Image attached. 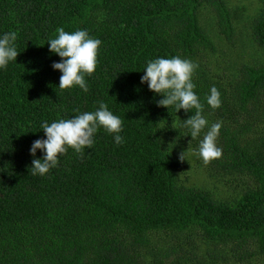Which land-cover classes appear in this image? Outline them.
<instances>
[{"label":"trees","instance_id":"1","mask_svg":"<svg viewBox=\"0 0 264 264\" xmlns=\"http://www.w3.org/2000/svg\"><path fill=\"white\" fill-rule=\"evenodd\" d=\"M257 2L247 14L229 0H0V34L16 31L20 51L0 69V264H186L198 238L251 241L264 254V58L257 50L252 62L228 58L240 38L264 47V0ZM203 5L215 11L216 28L199 18ZM60 27L102 41L87 93L59 88L52 64L60 57L47 42ZM172 56L199 65L193 81L203 114L210 125L222 122L223 154L208 163L194 152L203 133L191 139L182 126L195 109L159 106L162 97L140 82L149 60ZM213 85L218 109L206 103ZM100 101L122 118L126 142L116 145L101 129L85 155L69 148L59 167L32 175L33 159L43 158L29 152L46 138L41 123L94 111ZM186 158L204 162L235 195L185 184Z\"/></svg>","mask_w":264,"mask_h":264},{"label":"clouds","instance_id":"2","mask_svg":"<svg viewBox=\"0 0 264 264\" xmlns=\"http://www.w3.org/2000/svg\"><path fill=\"white\" fill-rule=\"evenodd\" d=\"M56 32L55 38H49L47 43L50 53L60 57L58 62L52 64V68L61 73L59 88L72 89L78 86L87 93L89 84L86 75L96 71L102 41L92 37L88 30L83 28L69 32L60 27ZM17 40L16 31L0 34V69H5L11 62H16L20 52ZM198 67L199 65L192 60L179 56L157 57L146 63L140 82L146 83L150 91L162 97L157 101L159 106L166 109L174 107L176 112L181 109L191 112L195 109V114L181 120L182 126L187 130L185 136H190L191 139L198 138L203 133V138L194 152L208 163L223 154V149L218 144L222 122L210 125L203 114L204 104L195 91L197 85L193 81ZM98 103L99 106L94 111L78 112L70 118L41 123L40 129L46 138L36 139L29 152L36 157L37 150H40L43 158L33 159L32 175L44 176L59 167L60 157L66 154L69 148L82 156L85 155V150L91 149L95 144L96 134L101 129L113 135L116 145L126 142L125 137L120 134L123 131L122 118L114 114L106 102ZM206 103L212 109L221 107V92L215 85L210 88ZM183 155L184 152L181 153V159Z\"/></svg>","mask_w":264,"mask_h":264},{"label":"rangeland","instance_id":"3","mask_svg":"<svg viewBox=\"0 0 264 264\" xmlns=\"http://www.w3.org/2000/svg\"><path fill=\"white\" fill-rule=\"evenodd\" d=\"M229 3L234 6L244 5V7L247 8V14H252L254 9L259 5L257 0H229ZM199 18L202 21L204 20L206 23H209L210 25L207 27L210 29L216 28L215 25H217V19L215 17V11L210 5H203L200 7ZM241 18L244 20L245 15ZM244 24L245 21H242L238 24V27L243 26ZM227 50L228 46L224 51ZM255 50L261 54L260 59H263L264 47L251 44L246 38H240L234 44L228 58L236 59L239 63L252 62L251 56L252 54H255ZM213 68L215 69V67ZM181 149L177 150L179 154L183 152ZM185 161L188 163V170L186 174H183V178H186V180H184L185 184L194 185L195 187H201L204 189L206 188L219 198H230L235 195V193H232V190L235 187L232 184H223L221 178H212L210 176V171L207 169V166H204L205 164L203 161V163L200 164L194 163L190 158H186ZM239 190H241V186L237 187L235 192ZM162 237L163 234H160L157 238L160 239ZM193 247L195 250L189 252L190 259L186 260V264L199 263V260H205L206 262L212 261V264H264V254H258L259 251L251 241L237 247L232 242H227L225 244L219 242L218 244H213L198 238L194 240ZM247 252H254V254L247 255ZM241 253H245L243 257L240 256Z\"/></svg>","mask_w":264,"mask_h":264}]
</instances>
